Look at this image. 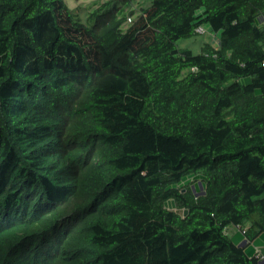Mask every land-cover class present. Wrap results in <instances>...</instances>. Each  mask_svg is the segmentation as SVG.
Masks as SVG:
<instances>
[{
  "label": "trees",
  "instance_id": "obj_1",
  "mask_svg": "<svg viewBox=\"0 0 264 264\" xmlns=\"http://www.w3.org/2000/svg\"><path fill=\"white\" fill-rule=\"evenodd\" d=\"M139 1L0 0V264H264V0Z\"/></svg>",
  "mask_w": 264,
  "mask_h": 264
},
{
  "label": "rangeland",
  "instance_id": "obj_2",
  "mask_svg": "<svg viewBox=\"0 0 264 264\" xmlns=\"http://www.w3.org/2000/svg\"><path fill=\"white\" fill-rule=\"evenodd\" d=\"M68 5L74 9L77 10L78 14L81 16L83 21L87 24H92L93 20H89V14H90V9L94 8L92 7L94 3H99L104 0H81L80 3H77V0H66ZM141 2V3H140ZM144 0H140L136 6L137 8L141 7L142 5H145ZM215 42V39L213 35L210 32L209 28H206V32L203 34H200L196 38L193 39H183L180 41V46L184 48H191L195 53H200L201 47L203 44L208 43V42ZM202 184V183H201ZM171 205V203H169ZM229 233L231 234L232 237H235L239 234L238 238L235 237V240L239 243H246L247 239L243 234V231H241L239 228L233 226L230 228ZM258 247L262 248L264 250V236L258 240ZM251 247H254V244L250 245ZM256 246V245H255Z\"/></svg>",
  "mask_w": 264,
  "mask_h": 264
},
{
  "label": "built area",
  "instance_id": "obj_3",
  "mask_svg": "<svg viewBox=\"0 0 264 264\" xmlns=\"http://www.w3.org/2000/svg\"><path fill=\"white\" fill-rule=\"evenodd\" d=\"M132 22V19H129V23H131ZM197 32L198 33H200V34H203V33H205L206 32V28L205 27H200V28H198L197 29ZM255 251H256V254H257V256L259 257V258H262V259H264V256L262 255V248H260V247H255Z\"/></svg>",
  "mask_w": 264,
  "mask_h": 264
},
{
  "label": "crops",
  "instance_id": "obj_4",
  "mask_svg": "<svg viewBox=\"0 0 264 264\" xmlns=\"http://www.w3.org/2000/svg\"><path fill=\"white\" fill-rule=\"evenodd\" d=\"M81 0H77V3L79 4ZM239 234L237 236H235L236 238H238ZM234 237V238H235Z\"/></svg>",
  "mask_w": 264,
  "mask_h": 264
},
{
  "label": "clouds",
  "instance_id": "obj_5",
  "mask_svg": "<svg viewBox=\"0 0 264 264\" xmlns=\"http://www.w3.org/2000/svg\"><path fill=\"white\" fill-rule=\"evenodd\" d=\"M237 228H239L240 229V227H237ZM241 230V229H240ZM242 231V230H241ZM255 247H258V246H255Z\"/></svg>",
  "mask_w": 264,
  "mask_h": 264
}]
</instances>
